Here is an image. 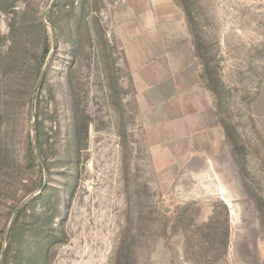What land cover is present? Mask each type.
I'll return each instance as SVG.
<instances>
[{
    "label": "rangeland",
    "instance_id": "374dc122",
    "mask_svg": "<svg viewBox=\"0 0 264 264\" xmlns=\"http://www.w3.org/2000/svg\"><path fill=\"white\" fill-rule=\"evenodd\" d=\"M120 1L0 0V264H264V0H176L192 132L166 145Z\"/></svg>",
    "mask_w": 264,
    "mask_h": 264
},
{
    "label": "crops",
    "instance_id": "0c3cea01",
    "mask_svg": "<svg viewBox=\"0 0 264 264\" xmlns=\"http://www.w3.org/2000/svg\"><path fill=\"white\" fill-rule=\"evenodd\" d=\"M181 14L176 0H121L118 9L115 33L140 106L153 120L148 136L154 145L192 132V84L176 57L170 28Z\"/></svg>",
    "mask_w": 264,
    "mask_h": 264
},
{
    "label": "water",
    "instance_id": "95a60500",
    "mask_svg": "<svg viewBox=\"0 0 264 264\" xmlns=\"http://www.w3.org/2000/svg\"><path fill=\"white\" fill-rule=\"evenodd\" d=\"M38 154H39V156H41V155H40V152H38Z\"/></svg>",
    "mask_w": 264,
    "mask_h": 264
}]
</instances>
